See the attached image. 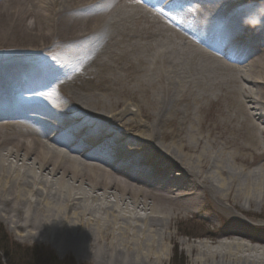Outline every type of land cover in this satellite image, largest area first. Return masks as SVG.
I'll return each mask as SVG.
<instances>
[{
  "label": "bare ground",
  "instance_id": "obj_1",
  "mask_svg": "<svg viewBox=\"0 0 264 264\" xmlns=\"http://www.w3.org/2000/svg\"><path fill=\"white\" fill-rule=\"evenodd\" d=\"M258 4L0 0L9 233L166 264L187 244L174 226L203 222L192 264H264V25L242 22Z\"/></svg>",
  "mask_w": 264,
  "mask_h": 264
},
{
  "label": "rangeland",
  "instance_id": "obj_2",
  "mask_svg": "<svg viewBox=\"0 0 264 264\" xmlns=\"http://www.w3.org/2000/svg\"><path fill=\"white\" fill-rule=\"evenodd\" d=\"M202 224L205 225L203 222H193V221H188V222H183L180 226L176 225L174 226V231L179 232V229L189 235H179L178 240L180 242H187V244L183 245H178L174 246L173 244H168L169 248V256L168 259L165 261L166 264H192V260L195 257V253H190L187 251V245L190 243H197L199 242V239L194 236L192 237L194 233L201 232L203 230ZM0 230H2L4 233L1 234V238L3 240V245L2 247H7L10 251L11 249L14 248V246L21 247L23 249L25 248H31V247H42L41 249H46L53 253L60 261H66L69 263L70 261L73 262L74 264H93L92 262H86V261H81L77 260L75 255H66V256H59L57 252L51 247V245H48L44 242H38V241H21L17 239V237L13 234H10L9 231L7 230L6 226L4 223L0 221ZM259 235L264 236V232L260 231ZM37 254L33 255V259H37L36 257ZM3 264H7V260L3 259L2 260Z\"/></svg>",
  "mask_w": 264,
  "mask_h": 264
},
{
  "label": "trees",
  "instance_id": "obj_3",
  "mask_svg": "<svg viewBox=\"0 0 264 264\" xmlns=\"http://www.w3.org/2000/svg\"><path fill=\"white\" fill-rule=\"evenodd\" d=\"M4 232L0 230V264H3L2 260L6 259L7 264H74L73 262L67 263L66 261H60L53 253L40 247L21 248L14 246L11 251L7 247H2L3 240L1 234ZM37 254V259H33V255Z\"/></svg>",
  "mask_w": 264,
  "mask_h": 264
},
{
  "label": "clouds",
  "instance_id": "obj_4",
  "mask_svg": "<svg viewBox=\"0 0 264 264\" xmlns=\"http://www.w3.org/2000/svg\"><path fill=\"white\" fill-rule=\"evenodd\" d=\"M139 2V0H137ZM248 27H260L264 25V0H259V4L255 11L245 15L242 21Z\"/></svg>",
  "mask_w": 264,
  "mask_h": 264
},
{
  "label": "snow or ice",
  "instance_id": "obj_5",
  "mask_svg": "<svg viewBox=\"0 0 264 264\" xmlns=\"http://www.w3.org/2000/svg\"><path fill=\"white\" fill-rule=\"evenodd\" d=\"M68 131H69V134H71V135H79L81 132L86 131V128L75 127L69 122Z\"/></svg>",
  "mask_w": 264,
  "mask_h": 264
}]
</instances>
